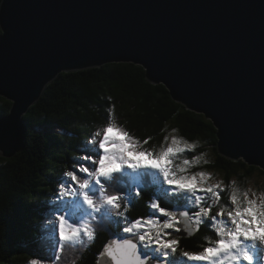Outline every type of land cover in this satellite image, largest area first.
<instances>
[{"label": "trees", "instance_id": "1", "mask_svg": "<svg viewBox=\"0 0 264 264\" xmlns=\"http://www.w3.org/2000/svg\"><path fill=\"white\" fill-rule=\"evenodd\" d=\"M2 33L0 27V36ZM13 104L0 95V115H8ZM24 120L29 127L25 150L10 159L0 156V264H59L54 263L57 252L50 237L55 233L59 196L63 190L77 188L82 189V196L87 195L83 183L73 175L95 170L104 153L94 142L110 128L135 139L139 154L173 158L172 170L161 174L170 192L167 200L188 208L199 222L193 226L199 224L200 228L190 237L178 234L180 220L167 209V203L161 199L158 210L154 208L149 192L143 190L137 196L128 174L116 168L110 178H105L109 185L94 181L98 188L103 187V201L112 209L96 212L103 230L95 231L91 241L89 236L82 237L76 253L68 245L59 261L62 264H98L114 232L133 228L138 229L145 244L158 245L163 257L200 253L219 240L212 215H228L227 210L233 207L227 191L232 178L236 176L238 187L245 190L257 173L264 175L260 167L222 155L214 123L177 102L163 84L151 83L144 67L134 63H105L62 72ZM179 143L180 149L168 150ZM210 174L226 184L225 190L218 192L219 198L207 188L191 189L177 181ZM112 185L127 196L129 208L121 202L116 210V204L106 197ZM95 190L90 186L88 192ZM117 213L126 217L122 224Z\"/></svg>", "mask_w": 264, "mask_h": 264}, {"label": "water", "instance_id": "2", "mask_svg": "<svg viewBox=\"0 0 264 264\" xmlns=\"http://www.w3.org/2000/svg\"><path fill=\"white\" fill-rule=\"evenodd\" d=\"M0 27V95L14 102L0 115L1 157L25 150L24 115L62 72L123 62L210 119L222 155L264 170V0H3ZM176 215L191 229L180 235L199 230ZM152 260L138 236L118 235L98 264Z\"/></svg>", "mask_w": 264, "mask_h": 264}, {"label": "rangeland", "instance_id": "3", "mask_svg": "<svg viewBox=\"0 0 264 264\" xmlns=\"http://www.w3.org/2000/svg\"><path fill=\"white\" fill-rule=\"evenodd\" d=\"M102 137L103 147L107 149L104 152L101 163L103 167H98V173L104 170H113L116 168H123L124 165L130 164L135 171L138 166L143 164H150L153 167L159 166L165 175H168V172L172 170V160L171 156H164L163 158H151L146 154H139L140 147L137 141L133 138H127L122 132L116 130L115 128H110L109 130L102 131L100 136L97 138V141L94 142V145L99 146V138ZM182 147L179 143V146H170L168 148L171 150H178ZM96 165V161H95ZM107 165V166H105ZM97 170V169H96ZM95 170L88 171V174H93ZM84 171L76 173L73 175V179L77 182H82L84 180ZM213 175H199L198 177H193L191 179H178L177 181L185 186L194 189L198 187L200 189L207 188L211 190L210 192L215 195L216 198H219V191H224L226 184L220 177H212ZM238 179L234 176L231 180L227 191L231 196L233 207L227 210L228 215H223L222 212H219V216L212 215L213 223L217 226V234L220 240H216V248L213 247L215 242L209 244L208 249H204L201 252V259H209L212 252L216 256L222 258L232 251L233 246L237 244L240 238L245 239L246 243L249 244L246 237H251L253 243H256L258 247L257 258L260 260L264 257V175L257 173L246 185L245 190H240L238 187ZM70 193L69 190L61 191V196ZM107 193H109L107 191ZM110 198V196H109ZM124 216L121 217L123 220ZM177 221V220H176ZM193 222L197 223L198 221L192 219ZM63 223L61 218L60 224ZM199 223V222H198ZM57 224V220L55 221ZM66 229L73 230L74 233L77 232V227L73 224L72 219L66 220ZM187 226H184L183 229L178 230V234L182 231H190ZM183 236V235H182ZM159 248V246H158ZM236 249V248H235ZM73 252H77V246L73 247ZM192 255V254H191ZM232 259L227 261V258H223L221 264H230Z\"/></svg>", "mask_w": 264, "mask_h": 264}, {"label": "bare ground", "instance_id": "4", "mask_svg": "<svg viewBox=\"0 0 264 264\" xmlns=\"http://www.w3.org/2000/svg\"><path fill=\"white\" fill-rule=\"evenodd\" d=\"M120 255H121L120 252H118L117 254H114L115 259L119 260Z\"/></svg>", "mask_w": 264, "mask_h": 264}, {"label": "clouds", "instance_id": "5", "mask_svg": "<svg viewBox=\"0 0 264 264\" xmlns=\"http://www.w3.org/2000/svg\"><path fill=\"white\" fill-rule=\"evenodd\" d=\"M58 131H60L61 133H63L62 130H58Z\"/></svg>", "mask_w": 264, "mask_h": 264}]
</instances>
